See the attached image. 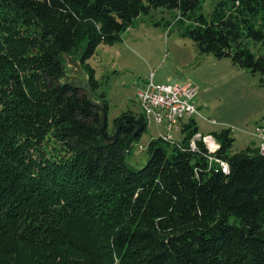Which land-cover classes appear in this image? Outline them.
I'll return each instance as SVG.
<instances>
[{"label":"trees","instance_id":"1","mask_svg":"<svg viewBox=\"0 0 264 264\" xmlns=\"http://www.w3.org/2000/svg\"><path fill=\"white\" fill-rule=\"evenodd\" d=\"M198 6L0 0V34L22 53L11 58L0 47V264H264V157L256 146L230 154L226 129L207 135L219 145L213 153L201 139L192 150L188 142L199 132L191 119L179 147L151 140L145 164L134 169L125 143L135 126L123 124L117 142L105 145L96 109L61 83L63 56H74L95 96L99 84L87 61L97 47L163 8L178 11L181 36L199 54L229 58L264 86V53L238 44L243 34L264 47V24L240 32L217 14L207 22L194 17ZM20 25L35 27L33 39L16 37ZM96 98L108 114L106 95ZM209 158L227 163L228 174L209 167Z\"/></svg>","mask_w":264,"mask_h":264},{"label":"rangeland","instance_id":"2","mask_svg":"<svg viewBox=\"0 0 264 264\" xmlns=\"http://www.w3.org/2000/svg\"><path fill=\"white\" fill-rule=\"evenodd\" d=\"M194 14V17L203 16L206 22L213 20L216 14L229 18L242 32L247 25L259 28L264 24V0H199ZM178 16L177 10L163 8L140 15L120 34V40L100 44L90 58L89 64L95 70L99 84L95 96L104 93L108 103V135L114 130V119L123 113L141 114L135 94L152 78L155 84L197 87L193 99L197 114L193 119L200 136L230 129V136L234 139L230 154L255 147L256 129L264 131L261 76L234 67L229 58L217 60L211 55L199 54L193 42L181 36L182 25L177 22ZM35 30L33 26L20 25L16 37L33 39ZM238 44L256 56L264 53L261 43L244 38L243 34L238 38ZM0 47L8 57L22 56L8 35L0 34ZM24 49L25 53L32 51L28 46ZM159 135H164L162 127L157 130L155 125L147 124L126 154L128 165L141 168L146 162L148 143ZM171 136L169 142L165 141L167 145L179 147L183 141L181 133L174 132Z\"/></svg>","mask_w":264,"mask_h":264},{"label":"built area","instance_id":"3","mask_svg":"<svg viewBox=\"0 0 264 264\" xmlns=\"http://www.w3.org/2000/svg\"><path fill=\"white\" fill-rule=\"evenodd\" d=\"M197 94V87L192 85H170L155 84L152 78L141 88L136 91V101L147 124L155 125L156 129L162 127L164 135H159L163 141L169 142L174 132L181 133L183 125L193 119L197 114L193 99ZM257 149L261 156L264 157V131L256 129ZM210 137V136H209ZM208 136L195 135L190 140L189 147L194 150V140L201 139L208 153H213L218 149L219 145L210 140ZM192 142V143H191ZM209 167L212 164L218 165L216 169H220L223 174H228L229 168L227 163L219 160L208 159Z\"/></svg>","mask_w":264,"mask_h":264},{"label":"water","instance_id":"4","mask_svg":"<svg viewBox=\"0 0 264 264\" xmlns=\"http://www.w3.org/2000/svg\"><path fill=\"white\" fill-rule=\"evenodd\" d=\"M63 59L61 83L74 90L83 92L90 106L96 109L98 114V132L105 145H114L117 142L123 124L130 123L135 126L134 131L125 143L126 151H129L137 135L141 134L145 129L143 119L139 115L123 114L117 119L112 134L108 135L105 106L101 100L94 98V90L89 83L88 75L82 68V64L74 56L64 55Z\"/></svg>","mask_w":264,"mask_h":264},{"label":"crops","instance_id":"5","mask_svg":"<svg viewBox=\"0 0 264 264\" xmlns=\"http://www.w3.org/2000/svg\"><path fill=\"white\" fill-rule=\"evenodd\" d=\"M90 60V59H89ZM89 60L87 61V63L89 64ZM89 66L92 68V66L89 64ZM93 69V68H92ZM94 70V69H93ZM95 70H94V76H95ZM134 98H135V96H134ZM135 101H136V99H135ZM137 103V102H136ZM209 140V139H208ZM213 145V144H212Z\"/></svg>","mask_w":264,"mask_h":264},{"label":"bare ground","instance_id":"6","mask_svg":"<svg viewBox=\"0 0 264 264\" xmlns=\"http://www.w3.org/2000/svg\"><path fill=\"white\" fill-rule=\"evenodd\" d=\"M142 118V117H141ZM144 121V120H143ZM145 122V121H144ZM209 139V141H208V143L210 144V145H212V142H211V140H210V137L208 136V138H207V140Z\"/></svg>","mask_w":264,"mask_h":264}]
</instances>
